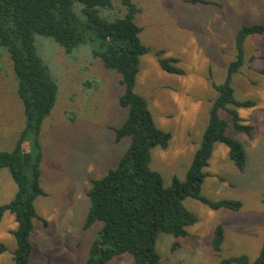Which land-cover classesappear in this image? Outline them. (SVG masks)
I'll list each match as a JSON object with an SVG mask.
<instances>
[{
    "label": "rangeland",
    "instance_id": "374dc122",
    "mask_svg": "<svg viewBox=\"0 0 264 264\" xmlns=\"http://www.w3.org/2000/svg\"><path fill=\"white\" fill-rule=\"evenodd\" d=\"M112 1L122 8L121 0ZM131 1L139 9L135 22L148 49L138 61L134 93L146 101L155 126L170 134L165 149L151 150L149 167L170 186L173 178L185 180L218 96L213 85L225 81L235 57L237 31L244 25H264V0H202L209 1L206 5L192 0ZM36 48L57 83L58 94L38 138L44 195L33 203L41 219L33 221L29 264H83L101 228L100 223L84 228L90 181L114 169L130 144L128 137L117 142L114 133L127 115L119 105L123 87L116 73L93 58L90 44L67 54L53 39L37 36ZM243 50V66L231 80L233 97L254 105L227 108L252 127L251 135L234 129L228 111L218 115L227 123L225 134L242 145L245 166L239 171L227 147L216 142L203 169L206 176L200 190L210 202L231 200L241 207L213 210L184 199V208L196 222L184 237L158 234L161 264H219L240 256L251 263L264 241V34L247 37ZM158 53L161 59H176L183 75L163 71ZM24 127L11 61L0 48V151L11 152ZM15 192L10 173L1 169L0 205L7 204ZM16 226L13 215L5 212L0 243L6 251L0 254V264H13ZM218 226L223 242L215 252L212 241ZM107 264L134 263L128 255H120Z\"/></svg>",
    "mask_w": 264,
    "mask_h": 264
},
{
    "label": "trees",
    "instance_id": "16d2710c",
    "mask_svg": "<svg viewBox=\"0 0 264 264\" xmlns=\"http://www.w3.org/2000/svg\"><path fill=\"white\" fill-rule=\"evenodd\" d=\"M192 2L209 4L202 0ZM121 6L117 9L112 0H0V48L11 61L25 121L13 150L0 151V170H8L16 185L13 198L0 205V221L8 212L17 225L12 231L13 264H29L33 221L41 219L33 204L35 198L44 195L40 186L42 154L38 138L42 122L54 108L58 94L56 81L38 55L37 36L53 39L67 54L82 44H90L93 58L100 60L107 71L116 73L123 87L119 105L127 110V115L114 133L117 142L128 137L130 144L114 169L90 181L84 228L95 223H100L101 228L83 264H107L120 255H128L134 264H161L156 249L158 234L184 237L187 228L196 222L182 204L186 198L213 210L237 211L241 207L240 202L231 200L210 202L201 196L200 190L206 176L203 169L216 142L227 147L229 159L239 171L245 166L243 147L225 134L227 123L218 112L228 111L234 129L251 135L252 127L227 107L254 105L234 100L231 80L243 66L245 40L264 34V25H244L237 31L235 57L227 67L225 81L213 85L218 96L209 110L207 126L185 180L173 178L171 185L165 186L161 175L149 167L150 152L155 147L165 149L170 134L155 126L146 101L134 93L138 61L148 49L140 40L141 28L135 22L137 5L131 0H121ZM157 56L163 71L183 75L176 67V59H161V53ZM222 242V228L218 226L212 241L215 252ZM5 251L0 243V254ZM219 264H264V241L255 261L250 263L240 256L223 259Z\"/></svg>",
    "mask_w": 264,
    "mask_h": 264
}]
</instances>
